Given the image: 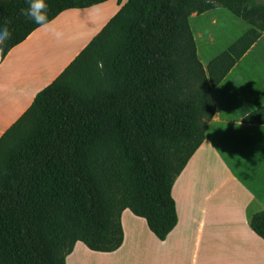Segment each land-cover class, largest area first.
I'll return each mask as SVG.
<instances>
[{"label":"trees","instance_id":"16d2710c","mask_svg":"<svg viewBox=\"0 0 264 264\" xmlns=\"http://www.w3.org/2000/svg\"><path fill=\"white\" fill-rule=\"evenodd\" d=\"M107 0H46L48 21ZM118 9L0 135V264H64L76 241L109 252L128 208L164 239L171 187L201 144L216 86L264 32V0H117ZM0 0L11 36L37 25ZM226 8L249 27L204 68L188 17ZM264 124V104L245 114ZM264 240V209L248 216Z\"/></svg>","mask_w":264,"mask_h":264},{"label":"crops","instance_id":"0c3cea01","mask_svg":"<svg viewBox=\"0 0 264 264\" xmlns=\"http://www.w3.org/2000/svg\"><path fill=\"white\" fill-rule=\"evenodd\" d=\"M118 7L116 0L114 12ZM62 12L48 25L34 29L0 62V135L92 38L88 36L80 48L72 50L67 42H52L62 33L55 28L59 19L57 26L66 21ZM238 20L241 34L249 24ZM262 38L264 32L211 87L214 112L203 141L172 184L177 221L165 238L158 239L143 218L124 208L119 247L93 251L76 241L64 264H264V240L248 225V216L264 209V124L241 120L264 104V91L234 93L226 78L250 51H264L258 45ZM254 62L257 59L249 57L247 63ZM220 85L227 93H215Z\"/></svg>","mask_w":264,"mask_h":264},{"label":"rangeland","instance_id":"374dc122","mask_svg":"<svg viewBox=\"0 0 264 264\" xmlns=\"http://www.w3.org/2000/svg\"><path fill=\"white\" fill-rule=\"evenodd\" d=\"M116 0H107L90 8L67 9L62 13L66 21L60 22L61 35H57L52 42H67V49H78L83 42L99 30L103 22L114 13ZM68 15V17H67ZM189 26L195 40L197 56L202 64L214 55L225 49L240 32L242 23L226 8H214L200 14L191 13L188 17ZM51 28V26H50ZM87 39V40H88ZM258 45L264 46V38ZM249 57H255L257 62L248 64ZM250 62V61H249ZM204 68L206 64L203 65ZM232 92L245 95H254L257 90L264 91V51L253 49L246 54L243 64L236 66L227 76ZM220 85L215 93H227Z\"/></svg>","mask_w":264,"mask_h":264},{"label":"clouds","instance_id":"9594fccd","mask_svg":"<svg viewBox=\"0 0 264 264\" xmlns=\"http://www.w3.org/2000/svg\"><path fill=\"white\" fill-rule=\"evenodd\" d=\"M27 4L26 9H21V12L31 21L37 25H48L47 8L48 5L46 0H25ZM9 22H0V44H3L7 39L10 38L11 32L9 31Z\"/></svg>","mask_w":264,"mask_h":264}]
</instances>
